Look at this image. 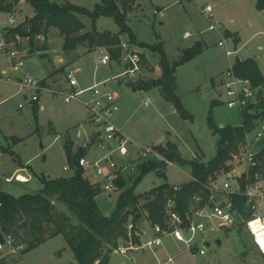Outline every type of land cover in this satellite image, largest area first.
Masks as SVG:
<instances>
[{"label": "rangeland", "instance_id": "374dc122", "mask_svg": "<svg viewBox=\"0 0 264 264\" xmlns=\"http://www.w3.org/2000/svg\"><path fill=\"white\" fill-rule=\"evenodd\" d=\"M58 1H70L90 10H93L97 3L102 2V0ZM140 1L138 10L128 15V24L136 36V41H131L126 32L121 35L122 41L126 42L129 48L136 49L140 53L141 71L140 77L136 80H126V77L120 74L124 70L123 65H118L115 61L110 64L98 63L97 57L101 46L92 47L88 40L81 42L72 51H65L63 36L56 27H52L46 35L37 37L33 49L30 48L27 36L21 38L20 44L25 60L21 68L14 67L9 57L0 52V65L8 66V76L12 78V81H0V178L2 177L3 180H0V186L6 187L15 195L37 192L42 187V183L34 171L48 177H57L62 173L71 174L64 168L67 163L65 132L69 131L72 139L78 141L76 133L85 123L88 115L86 107L78 100L66 101L61 93H53L49 89H42L39 100L33 102L24 97V92L28 90L21 92L18 85L13 83L25 75H32L42 80L48 76L53 66L60 74L57 80H64L60 86L49 84L56 88L66 85V72L65 77L62 73L72 63L74 64L70 69H77L76 76L83 86L93 84L100 79L99 77L103 79L118 74L108 83L109 87L114 85L113 87L121 95L122 109L119 111L118 121L123 122L125 131L135 142V148L139 145L166 144L173 134L179 139L177 148L184 158L208 162L215 156L219 141V134L213 133L209 125L210 110L219 125H238L243 122L242 112L236 107L227 105L226 96L221 93V74L218 76L217 73L225 69L230 64V60L239 57L255 59L264 74V8L257 6V0ZM207 1L214 5L215 17L224 26L219 23L217 29L209 28V22L201 11L203 3L206 4ZM16 9L17 23L26 15L32 16L35 13L28 0H20L16 4ZM155 9L162 10L163 13L155 12ZM0 17L4 20L6 15L0 14ZM81 17L86 24L83 31L92 30L94 27L100 31L120 30V25L113 16L100 15L95 21L90 15H81ZM226 27L239 32L241 39L238 44L233 39L227 41L226 46L219 45V40L227 37ZM187 30L192 33L190 37L185 35ZM202 38L209 47L181 64L176 76L179 85L185 87L196 81L207 94L208 108L204 120L183 117L172 102H167L159 86L153 85L147 89L132 87L141 80H152L161 75L160 52L153 50L149 45L141 46V43L162 42L169 59L173 61L182 56L186 47ZM44 44L47 50L43 49ZM227 47L238 51L229 56L226 54ZM114 58L116 61L120 60L122 51ZM0 75L5 74L0 73ZM212 75H217L215 89L210 84ZM147 98L151 100L149 105L144 102ZM212 100H221V102L212 107ZM263 127L264 117L257 118L255 127L248 134L250 139L253 140L257 131ZM58 133L61 137L55 139ZM262 147H264V138L261 144L253 146L254 150ZM9 149L16 152L18 159L30 163L23 166L32 174L30 182L22 183L15 179L10 182L4 181V173H11L18 162L15 158L16 154L12 155ZM243 168L244 165H240L235 173H239ZM161 170L151 169L144 174L135 191L145 196L164 182L182 184L192 177L190 167L178 161L167 163ZM140 174L141 171L138 170L132 172V178L126 180L127 184L132 185ZM224 178L225 176L220 177L219 184L223 183ZM121 191L102 190L98 194V205L105 214H111L116 209ZM58 205L65 209L63 205ZM218 238H221L222 244L218 243ZM211 241L206 254L214 253L221 258L248 252L261 253L250 233L245 229L233 228L228 232H219ZM24 248L15 253L6 250L0 257V264H79L74 251L62 234L50 237L26 251ZM260 256L249 259L261 258L262 262L263 252ZM120 258L121 255L114 254L112 261L118 263Z\"/></svg>", "mask_w": 264, "mask_h": 264}, {"label": "trees", "instance_id": "16d2710c", "mask_svg": "<svg viewBox=\"0 0 264 264\" xmlns=\"http://www.w3.org/2000/svg\"><path fill=\"white\" fill-rule=\"evenodd\" d=\"M5 8L14 7L20 0H0ZM35 13L22 24L10 28L5 35L15 39L16 34L28 36L30 48L35 47V40L42 34H47L52 27H56L63 36V48L72 51L78 45L88 40L92 47L106 45L114 57L121 54V35L126 32L131 41H136L131 26L128 24L130 12L137 11L140 0H102L93 10L70 1L58 0H28ZM257 6L264 8V0H257ZM81 15H90L95 21L100 15L113 16L120 25L118 32L100 31L96 27L83 31L86 27ZM149 45L161 54V75L152 80H141L133 84L134 89H147L153 85L159 86L165 99L172 102L183 117H194L181 101L178 91L179 83L176 78L178 66L200 54L204 44L197 41L186 47L182 56L171 61L162 42ZM21 46V44H20ZM44 44L43 49H46ZM234 71L243 77L251 79L254 85L264 84V74L253 58L237 61L233 65ZM261 99L253 111L242 112L243 122L238 125H219L212 110L209 113V125L213 133L219 134L217 152L208 162L198 159L184 158L178 151L177 144L169 141L167 146L159 145V149L172 161L188 165L193 178L181 184L175 190L173 184L164 182L155 187L153 192L142 195L135 191L143 175L151 169L161 170L166 163L152 161L141 165V174L132 185L125 179L118 182L123 186L117 200V206L111 214H105L98 205L97 196L102 191L97 183L91 182L83 175V169L76 166L72 174L48 177L34 174L39 177L42 187L37 192H25L15 195L0 188V225L3 230L12 232L18 240L25 244L24 251L37 246L48 238L62 234L74 251L79 264H114L113 250L128 237V223L136 224L142 220L147 211L153 222L161 221L163 207L168 193L177 194L183 208L190 198L205 188V184L224 170L233 165L234 153L238 152L245 141L247 133L256 124L257 118L264 117V95L261 90ZM221 100H212V107ZM37 111V110H35ZM68 161L75 165L77 159L84 153L83 149L74 152L71 144H67ZM15 156L16 152L9 149ZM264 159V147L259 153ZM17 154L15 156L17 158ZM18 162L22 164L21 159ZM32 171L33 168L31 167ZM162 171V170H161ZM195 178V179H194ZM236 203L244 214V197H235ZM58 204L63 205L65 209ZM243 230V228H239Z\"/></svg>", "mask_w": 264, "mask_h": 264}, {"label": "built area", "instance_id": "2783aa9c", "mask_svg": "<svg viewBox=\"0 0 264 264\" xmlns=\"http://www.w3.org/2000/svg\"><path fill=\"white\" fill-rule=\"evenodd\" d=\"M154 11L163 13L162 10ZM201 11L209 22V28L217 29L220 22L215 17L213 4L206 3ZM16 12V5L5 8L0 1V14L6 15L4 20L0 17V52L9 57L14 67L21 68L25 64L23 49L20 46L23 36L16 34L15 39H9L5 35L10 28L22 24L27 19L25 16L17 23ZM185 35H190V32H185ZM227 41H233V38L224 37L219 40V44L226 45ZM121 47L124 51V56L121 58L124 70L120 74L125 76L126 80H136L140 77L141 71L140 53L136 49L129 48L124 41L121 42ZM226 52L230 55L237 50L227 47ZM112 61L116 62L111 51L108 47L101 46L97 62L110 64ZM76 71V68L69 69L66 72V85L58 88L51 87L32 75H25L15 80L19 91L28 90L24 92L26 99L33 102L39 100L42 89H49L53 93H61L66 101L78 100L86 107L88 115L85 123L76 133L78 141L72 139L69 131L65 132L66 142L72 145L73 151L83 149L84 153L78 157L75 165L67 161L65 170H69L72 174L75 167L80 166L83 175L91 182L99 184L101 190L121 191L123 186L118 181L122 178L131 179L132 172L141 171L142 164H150L152 161L172 163V160L159 149L158 144L139 145L135 148L134 140L117 121L121 109L120 94L116 89L108 88L107 82L111 78H116L118 74L100 78L91 85L83 86L76 76ZM1 80L12 81V78L5 74L0 75ZM220 81L221 93L226 96L225 101L228 106L236 107L241 112L253 111L256 108L262 95L261 86L254 85L248 77L238 75L233 66L222 72ZM144 102L147 105L151 103L149 98ZM248 134L249 132L239 151L234 153L231 168L212 178L205 184L204 189L190 198L186 206L181 207L177 194L168 193L161 221L153 222L147 211L139 223L130 221L127 226L128 237L113 250V254L122 256L116 264H130L129 260L135 259L137 251L153 250L163 245L166 236H172L183 242L193 255L205 254L213 236L233 228L247 230L255 245L264 253V159L259 155L263 147L259 150L253 148L254 144H261L264 127L257 131L253 140ZM60 137L61 134L58 133L55 139ZM240 165H244L243 170L235 173ZM221 176L225 178L223 183L219 184ZM31 178L30 174L16 171L7 176L6 180L30 181ZM180 187L181 184H173L175 190ZM238 196L244 197L243 210L247 214H244L236 203L235 197ZM1 205L0 201V207ZM0 230L5 238L4 242L0 238V256L6 250L15 253L25 247L23 242L12 232L3 230L1 225ZM169 259L171 260L172 256H169Z\"/></svg>", "mask_w": 264, "mask_h": 264}, {"label": "crops", "instance_id": "0c3cea01", "mask_svg": "<svg viewBox=\"0 0 264 264\" xmlns=\"http://www.w3.org/2000/svg\"><path fill=\"white\" fill-rule=\"evenodd\" d=\"M189 1H191V0H189ZM208 2L211 3L210 1H207L206 3H208ZM203 5H205V4L203 3ZM214 11H215V8H214ZM26 17H30V15H26ZM219 22H220V24L222 26H224V24L221 21H219ZM187 31H185V32H187ZM225 33H226V36L227 37L228 36H233V39L235 40V43L238 44L240 42V39L241 38H240L239 32L229 30L226 27ZM191 34L192 33L190 32V35H187V37H190ZM223 38L224 37H222L221 39H223ZM197 41H201L204 44L203 52L209 47V45L207 44V42H206V40L204 38H202V40L199 39ZM192 45H190V46H192ZM222 46H226V45H222ZM45 50H47V49H45ZM236 50L238 51V49H236ZM226 54H227V52H226ZM227 55H229V54H227ZM232 55L233 54H230L229 56H232ZM123 56H124V51L122 50V58H123ZM237 59L245 60V59L239 58V57H237ZM237 59L236 60H232V61L230 60V64H228V66L225 69H221L217 73L218 76H219V74H222V72H224L228 67L233 66L234 63L237 61ZM73 64L74 63L68 65L66 67V69H65L64 72L62 71L63 72L62 74L64 75V77H65V72H67V70L70 69L73 66ZM116 64L123 65V61L120 59V60L116 61ZM179 67L180 66H178V68L176 70V73H177ZM0 73L1 74H7V75H9L8 66H5L4 64L3 65H0ZM59 75H60L59 72L58 71H55V68L53 66L52 69H51V71H50V73L48 74V76L45 77V78H43L42 80L44 82H47L48 84H52V85L54 84L55 86H60L63 83L64 80L62 79V80H59L58 81L57 79L59 78L58 77ZM216 76L217 75H212L211 76V80H210V84H211V86H212L213 89L216 88V84H217V77ZM99 78H101V77H99ZM176 78H177V76H176ZM13 83H15L17 85L16 82H13ZM113 86L111 85V87H109V83L107 82V87L108 88H114L115 89V87H113ZM185 88L187 90H196L205 99H208L207 98V94L204 93V91H202L201 85L198 82H196V81H193V82L189 83L188 85H185ZM261 90L264 93V84L261 86ZM24 97L26 98V95L25 94H24ZM120 98H121V95H120ZM167 102H170V101L167 100ZM35 104L36 103H34V106H35ZM37 105H38V102H37ZM207 108H208V105H207ZM175 109H176V107H175ZM118 120H119V114H118L117 121ZM119 123L123 126V122H119ZM173 137H176L177 138L176 142H174V143L177 144V142L179 141L178 137L175 136V135H173V134H171V139H169L166 142V144H158V145L167 146L168 145V142L170 140L173 142V140H172ZM66 145H67V142H65V146ZM72 149H73V147H72ZM66 158H67V161H68L67 146H66ZM21 161H22V164L19 163V162H17L15 164V166H14L13 171L11 173H4V178H5L4 181L5 182L7 181L6 180V177L9 176V175H11V174H13L16 171H21L23 174H30L32 176L31 172H29L27 169H25V167H23L25 165H29L30 163H28L27 161H24L22 159H21ZM61 175H69V174L62 173ZM0 180H2V177L0 178ZM31 180H32V178H31ZM30 181H19V182L28 183ZM7 182H10V181H7ZM0 188L2 190L8 191L6 189V187L0 186ZM8 192H11V191H8ZM219 244H222V240H221V242ZM206 253L205 254L193 255L192 252L188 248H186L184 246L183 242H180V241L176 240L172 236H166L164 238V244L163 245L158 246V247H156L153 250H151V249H144V250L137 251L136 252V255H135V259H131L129 261H130V264H264V260L261 262V260H260L261 258H258V259L257 258H255V259H249V257H254V256L255 257H261L260 255H261L262 252L259 253V254L258 253H254V252H248V253H243L242 255L225 256V258H221L220 256H218L217 254H214V253L213 254L212 253L211 254H206ZM263 255H264V253H263ZM113 256H114V254H113ZM169 256H172V259L171 260L169 259ZM121 259H122V256H121V258L119 260H121ZM114 264H116V263H114Z\"/></svg>", "mask_w": 264, "mask_h": 264}, {"label": "water", "instance_id": "95a60500", "mask_svg": "<svg viewBox=\"0 0 264 264\" xmlns=\"http://www.w3.org/2000/svg\"><path fill=\"white\" fill-rule=\"evenodd\" d=\"M29 18V17H27ZM178 91L180 94L181 101L183 102L186 110L192 114L195 118L199 120H204L207 112V100L196 90H187L185 87L179 85ZM173 142L177 140L176 137H173ZM0 238L2 242L5 241L4 235L0 230ZM218 243L221 242V239L218 238Z\"/></svg>", "mask_w": 264, "mask_h": 264}]
</instances>
